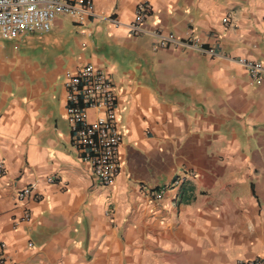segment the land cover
<instances>
[{
    "label": "crops",
    "instance_id": "1",
    "mask_svg": "<svg viewBox=\"0 0 264 264\" xmlns=\"http://www.w3.org/2000/svg\"><path fill=\"white\" fill-rule=\"evenodd\" d=\"M90 1L100 17L87 34L60 17L48 33L0 39L4 264L264 258V83L238 63L264 67V0H151L147 30L211 54L132 37L141 0ZM86 65L116 91L120 168L108 186L72 148L65 117V75Z\"/></svg>",
    "mask_w": 264,
    "mask_h": 264
},
{
    "label": "built area",
    "instance_id": "2",
    "mask_svg": "<svg viewBox=\"0 0 264 264\" xmlns=\"http://www.w3.org/2000/svg\"><path fill=\"white\" fill-rule=\"evenodd\" d=\"M151 0H141L135 9L134 21L127 25L132 37L142 34L151 36L153 49L187 47L197 51V43L192 40L181 41L171 35H163L155 30H147L145 22L151 17ZM69 17L87 34L86 24L90 18H99L90 0H0V39L13 41L21 34L35 32L48 33L57 18ZM115 25L118 22L112 18ZM211 54V50H203ZM249 79L264 83V67L258 62L240 59ZM67 107L66 120L71 129V145L82 160L91 168L93 175L102 186L112 184L120 168L121 136L118 131V107L114 84L108 74L93 65H86L75 72L65 75ZM96 111L94 120H89V111ZM4 163L0 160V178L4 175ZM53 179H48L52 183ZM179 181H174V185ZM32 187L23 188L16 194V201L22 203L31 193ZM164 189L155 193L161 199ZM25 215L23 220L26 221ZM31 247V244H29ZM5 245L0 246V264H4ZM238 264H264V258L240 261Z\"/></svg>",
    "mask_w": 264,
    "mask_h": 264
},
{
    "label": "rangeland",
    "instance_id": "3",
    "mask_svg": "<svg viewBox=\"0 0 264 264\" xmlns=\"http://www.w3.org/2000/svg\"><path fill=\"white\" fill-rule=\"evenodd\" d=\"M66 19H67V17H66ZM67 21H68V19H67Z\"/></svg>",
    "mask_w": 264,
    "mask_h": 264
}]
</instances>
